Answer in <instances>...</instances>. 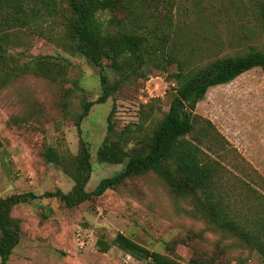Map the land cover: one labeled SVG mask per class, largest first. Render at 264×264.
Returning a JSON list of instances; mask_svg holds the SVG:
<instances>
[{
  "label": "rangeland",
  "instance_id": "rangeland-1",
  "mask_svg": "<svg viewBox=\"0 0 264 264\" xmlns=\"http://www.w3.org/2000/svg\"><path fill=\"white\" fill-rule=\"evenodd\" d=\"M251 3L252 0H171L165 5L154 2L147 12L149 25L156 32L171 21L170 35L174 38L169 43L172 50L190 55L195 61L200 56L232 52L239 35L246 36L245 43L264 49V29L259 15L251 11ZM58 30L56 23H52V26L45 24L36 30L19 31L12 48L22 53L21 60L35 55L69 58L79 70V89L69 96V113H62L50 104L57 97L54 85L33 75L22 76L0 91L1 197L24 192L42 195L56 189L67 192L72 186V180L58 166L41 158L40 150L44 145L52 144L76 153L79 134L73 112L79 110L83 97L95 99L101 89L99 67L82 55L70 54L63 49ZM175 65L171 64L168 71H175ZM103 71L110 81L117 80L118 85L106 101L94 104L81 122V136L88 143L92 157L87 191L92 190L101 178L124 166V163H100L95 158L112 107V120L118 130L130 123H148L149 118L145 120L147 111L153 109L155 115L161 116L167 110L173 94L171 86L175 82L149 64L136 72L124 73L122 77L107 66ZM23 98L37 101L35 106L41 105L43 115L20 126L8 124L12 114L24 110L27 103ZM195 113L210 120L236 149L238 157L235 160L238 163L240 157L244 160L242 165L253 181L248 180L240 169L232 165L227 168L236 176L242 175L264 199V70L254 67L228 83L209 86L196 104ZM235 188L237 192L231 198L237 200V209L241 214H253L246 202L247 196ZM185 208H189L187 203L174 199L166 185L151 173L135 177L118 190H107L74 207L65 206L56 196L32 198L12 207L11 215L20 219L21 232L8 264H151L133 258L113 245L101 252L96 241L102 236L110 241L119 231L150 249L167 253L165 241L205 227L201 220L190 217ZM205 237L212 246L219 233L205 231ZM225 242L230 248L228 255L237 257L230 264H239V257L245 258V264H264L258 253L237 249L230 237L225 238ZM175 252L182 262H186L192 244L177 242Z\"/></svg>",
  "mask_w": 264,
  "mask_h": 264
},
{
  "label": "trees",
  "instance_id": "trees-1",
  "mask_svg": "<svg viewBox=\"0 0 264 264\" xmlns=\"http://www.w3.org/2000/svg\"><path fill=\"white\" fill-rule=\"evenodd\" d=\"M154 2L165 5L171 0H0V91L22 76L33 75L54 85L57 97L50 104L62 113H69V96L80 86L77 65L63 55L26 56L21 60L22 53L12 48L19 31L36 30L52 23L59 27L58 40L63 49L70 54L78 53L99 67L101 89L95 99L83 97L79 110L73 112L79 134L77 152L52 144L40 150L45 162L58 166L72 180L71 188L67 192L45 191L42 195L24 192L0 196V264H8L20 240V219L11 215L15 204L36 197L56 196L65 206L74 207L149 173L166 185L174 199L186 202L189 208H185V212L201 220L205 227L165 241L167 253L150 249L119 231L110 241L98 237L99 251L106 252L113 245L151 264H230L237 258L228 255L230 248L225 238L230 237L237 249L254 251L264 262V199L242 175L236 176L227 168L232 165L253 181L242 165L244 160L241 157L240 163L235 160L236 149L210 120L195 113L196 104L209 86L228 83L254 67L264 70V49L245 43L246 36L239 35L232 52L200 56L193 61L192 56L172 50L171 21L157 32L149 25L147 10ZM250 9L254 15H259L264 29V0H252ZM173 63L175 71L171 73L168 67ZM148 64L166 73L168 80L175 81L168 108L161 116L151 109L145 115L148 123H130L118 130L112 120V107L95 158L100 163H124V166L101 178L87 191L92 157L88 143L81 136V122L91 107L106 101L118 85L117 80H109L103 69L107 66L122 77ZM27 100L23 98L27 103L24 110L12 114L8 124L20 126L43 115L41 105L35 106L37 101ZM235 187L247 196L246 202L253 214H241L237 209V200L231 198L237 192ZM205 231L219 233L212 246ZM183 241L192 244L186 262L175 252L176 243ZM239 259V264H245V258Z\"/></svg>",
  "mask_w": 264,
  "mask_h": 264
}]
</instances>
